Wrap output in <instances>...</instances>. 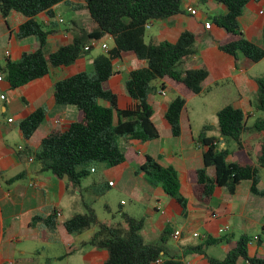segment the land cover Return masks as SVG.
I'll return each instance as SVG.
<instances>
[{"label": "crops", "instance_id": "obj_1", "mask_svg": "<svg viewBox=\"0 0 264 264\" xmlns=\"http://www.w3.org/2000/svg\"><path fill=\"white\" fill-rule=\"evenodd\" d=\"M61 4L72 10L71 18L64 20L57 11ZM188 7L196 9L197 13L191 14ZM82 8H85L84 0H65L55 4L50 10L51 13L43 11L36 16V20L49 31L44 46L46 55L59 45L69 42L79 27H93L90 21L88 25L81 26L80 17L82 14L86 15L87 11ZM226 11V7L216 0H182L180 14L167 20L149 22L145 33L155 23L158 24L155 33L150 32L148 36V42L155 44L162 41L174 43L183 31L194 34L198 45L197 53L182 63V69L204 67L208 76L200 93L186 92L178 136H173L164 114L167 104L179 91L173 84L166 82L162 95L158 90L163 82H156V92L148 96V101L153 108L152 121L159 131V137L145 142L130 140L124 147V162L115 167L105 166L102 171L96 168L102 185L112 182L110 188L119 189L122 192L120 195H125L130 200L128 210L120 208L118 211L144 219L140 233L146 241H156L166 224L172 230L181 231L178 239L171 237L165 244L171 254L172 251L174 254L181 253L183 247L203 242V238L209 234L213 237L228 236V243L209 245L206 248L208 254L215 256L213 250L220 247L224 256L237 240L234 238L236 230L240 231V236L251 228H260L264 233V197L250 191V180L240 182L233 195L223 188H215L209 204L197 201L192 190L196 180L195 170L203 164L202 148L196 138L207 122H203L195 134L186 112L188 102L199 98L198 102L204 111L212 115H216L222 107L232 105L243 112L247 126H250L247 119L258 114L255 108V79L264 77V57L252 62L239 54L235 62L233 56L220 50L219 43L226 42L231 37L224 28L213 22V17L223 15ZM25 20L26 17L16 11H11L7 17L0 14V67L7 61H18L24 51L38 48L35 37L17 36L18 28ZM207 21L211 23L209 28L204 26ZM238 21L244 37L261 46L264 0H250ZM66 24L72 28L71 31H65ZM107 38L111 39L109 36ZM102 43L107 48L113 45V41L110 45ZM89 51L78 56L74 63L50 67L47 74L17 88H12L5 75L0 73V264H102L107 258L105 250L87 246L80 248V243L89 238L92 230L70 233L63 224L78 209L77 192L68 191L64 180L56 178L50 171L41 170L40 163L30 153L21 151L24 147L36 149L52 129L66 128L76 119V107L55 102L53 89L57 81L90 69L93 58L101 52L92 56L88 54ZM144 65L145 61L136 58L132 53H125L120 60L113 62L114 73L106 82V87L117 94L119 108L123 109L132 104L125 82L131 70ZM168 92H171L170 97ZM101 103L106 105V102ZM41 107L46 109L45 118L28 138H24L20 123ZM10 118L12 120L8 121ZM262 139L264 133L248 131L242 135V141L253 157L257 155ZM219 144L225 145L224 140L220 139ZM227 146L228 160L236 161L235 143L228 142ZM255 147H258L257 150ZM146 155L152 156L163 166L171 165L176 169L181 193L187 199L185 215L174 198L168 196L159 186L150 185L143 173H136ZM208 174L213 176L214 169L209 168ZM90 183L86 180L84 186H89ZM94 187L98 190V185ZM257 188L264 189V173H260ZM91 192L92 189L90 196H94ZM119 205L126 206L127 201L121 198ZM105 207L111 210L109 204H105ZM132 211L135 213L132 214ZM156 214L157 218L152 216ZM38 217H49V221L45 223ZM225 225L229 227L228 230L219 233L218 229ZM195 233L198 235L195 236ZM258 235L252 237L249 246L251 254L255 251L264 252L262 247L254 246L255 237ZM241 260L236 264H240ZM184 264L209 263L203 255L194 254L185 257Z\"/></svg>", "mask_w": 264, "mask_h": 264}, {"label": "trees", "instance_id": "obj_2", "mask_svg": "<svg viewBox=\"0 0 264 264\" xmlns=\"http://www.w3.org/2000/svg\"><path fill=\"white\" fill-rule=\"evenodd\" d=\"M61 1L65 0H0L3 17L11 11L26 17L18 28L17 36H33L38 40V48L24 51L18 61H7L0 67V73L5 75L12 88H17L47 74L50 67L74 63L78 56L93 47L92 41L107 36L113 41L107 51L93 58L89 70L77 72L54 85L55 102L76 107V119L66 128L52 129L36 149L24 147L21 150L30 153L40 163L41 170L50 171L56 178L64 180L68 191L77 192L79 206L64 220L66 230L70 233L92 230L89 238L80 243V248L87 246L105 250L107 258L102 264H154L158 258L162 259L159 264H184V258L194 254L203 255L209 264H236L239 259L249 264H264V252L250 253L249 243L252 240L246 234L241 235L222 258L208 254L206 248L228 243L227 235L213 237L207 234L203 242L183 247L180 254H171L165 248L173 233L169 224L165 225L156 241H146L140 233L144 224L142 217L118 211L119 218L115 222L98 219L93 204L110 184H101L96 173L97 165L104 162L108 167H115L126 160L124 147L130 140L145 142L159 137L152 121L153 108L148 101V96L156 92L155 83L163 82L158 91L163 90L166 82L179 91L167 104L164 114L173 136H178L185 94L187 91L200 93L208 71L204 67L182 69V63L198 49L196 37L189 31H183L174 43L145 41L149 22L167 20L180 14L182 0H84L93 27H79L69 42L46 55L44 46L49 31L36 20V16L43 11L51 13V8ZM216 1L223 4L227 11L214 16L213 22L231 37L219 43L220 50L233 56L235 62L239 54L252 62L261 60L264 57V27L259 46L244 37L238 21L250 0ZM71 30L66 24L65 31ZM125 53L134 54L145 61V65L130 71L125 87L133 102L121 109L117 94L106 87V82L114 73L113 62L120 60ZM255 80V108L262 116L247 126L243 112L226 105L217 111L216 122L204 124L196 138L202 148L203 164L195 170L196 180L192 190L195 199L203 204L210 203L217 187L233 195L243 180L251 181L250 191L253 194L264 197V189L257 188L260 173H264V139L260 141L255 157L242 141L245 132L264 133V77ZM101 102H106V105ZM45 115L46 109L41 107L20 123L24 138L34 132ZM220 139L225 145L220 146ZM228 142L235 143L236 161L227 158ZM209 168L214 169L213 176L208 174ZM136 173H143L150 185L159 186L174 198L185 215L187 199L181 193L178 174L173 166H163L146 155ZM87 177L91 183L84 186ZM96 185L98 190L94 187ZM90 189L94 196H90ZM38 219L45 223L49 221V217ZM255 240L264 249V233L263 236H256Z\"/></svg>", "mask_w": 264, "mask_h": 264}, {"label": "rangeland", "instance_id": "obj_3", "mask_svg": "<svg viewBox=\"0 0 264 264\" xmlns=\"http://www.w3.org/2000/svg\"><path fill=\"white\" fill-rule=\"evenodd\" d=\"M84 9L85 8H82V10H84ZM57 11L62 15V18L64 20H67V19L72 17V10H70L64 4H61L58 7ZM81 13H83V12H81ZM89 21H90V23H92L90 18H89V15H88V13L86 11V15L82 14V16L80 17L79 22H80L81 26H83L85 24L88 25ZM157 26H158V24L155 23L154 26L152 27V29H149V31H147V33H145L146 42L149 41V37L148 36H149L150 32L155 33V30H156ZM102 42H106L108 45H110L112 41H111L110 38H107V37H104V38H102L101 40H98V41H92L93 47L88 52V54L92 55V56H95L99 52H103L104 50L101 48V43ZM247 61H249V59ZM170 93L168 92V97H170V95H171ZM198 101H199V98H194L193 100H190L188 102L187 107H186V112L189 114L190 124H191L192 130L195 131V134L198 133V131L201 128V125L203 124V122H207V123H215L216 122V115H214V114L212 115L210 112L206 113V111H204L203 107L200 105V103ZM256 113H258L257 116L252 115V116H250L247 119V124L248 125H251L254 122V120L261 114V112H259V111L258 112L256 111ZM250 136L251 135H249V137ZM257 143L258 142H256V144ZM256 144H255V146H256ZM257 148L255 147L256 150H257ZM105 166H106V164L104 162L99 163L97 165L98 171H102ZM93 175H90V177H92ZM86 180H88V177H87ZM121 193L122 192L119 189H117V188L106 187L105 192L103 194H101V195H98V197H96V200H95V202L93 204V208H94L96 216L98 217L99 220L108 221V222H115L119 218L118 210L120 208H123V209L125 208L126 210H128V208L130 206V200L125 195H120ZM121 198H123L125 201H127V205L126 206L119 205V200ZM105 204H109V206L111 208L110 211L107 210V208L105 207ZM130 213H131V211H130ZM134 213L135 212L132 211V214H134ZM152 216L157 218L158 214L152 215ZM181 220H183V218H181ZM199 230L202 231V229H199ZM245 233L250 238V240L253 239L252 237L255 234H259V235L263 236V233L261 232L260 228H251V229L245 231ZM239 234H241L240 231L236 230L234 238L238 239L240 237ZM142 236L144 237V235H142ZM145 240H146V238H145ZM250 243H249V246H250ZM254 246L259 247L257 245V243H255ZM213 252H214L215 256H217L219 258L223 257V249L222 248H220V247L219 248H215L213 250ZM172 253H173V251H172ZM177 253L178 252H176V254ZM178 254H180V253H178ZM240 264H249V263L246 262V260L242 259L240 261Z\"/></svg>", "mask_w": 264, "mask_h": 264}, {"label": "built area", "instance_id": "obj_4", "mask_svg": "<svg viewBox=\"0 0 264 264\" xmlns=\"http://www.w3.org/2000/svg\"><path fill=\"white\" fill-rule=\"evenodd\" d=\"M187 10H188L191 14H193V15L197 13L196 9H194V8H192V7H188ZM59 21L61 22L62 19L60 18ZM210 25H211V23H210L209 21H207V22H205V25H204V26H205L206 28H209ZM147 26H148V25H147ZM147 26H146V27H147ZM101 47H102V49H103L104 51H107V49H108L105 43H102V44H101ZM85 49H87V47H85ZM6 53H8V51H7ZM0 79H1V76H0ZM159 92H160L162 95L164 94V91H163V90H162V91H159ZM1 97H3V96H1ZM11 120H12V118L8 119V121H11ZM20 148H22V147H20ZM29 160H32V158H29ZM109 184L111 185L112 182H109ZM228 228H229V227H228L227 225H225V226H223V227H220V228L218 229V232H219V233H222V232L228 230ZM180 235H181V231H180V230H178V229H174V230H173L172 237H173L174 239H178V238L180 237ZM194 235L197 236L198 234L195 233ZM161 261H162V259H161V258H158V259L154 262V264H159ZM10 264H12V262H11Z\"/></svg>", "mask_w": 264, "mask_h": 264}]
</instances>
